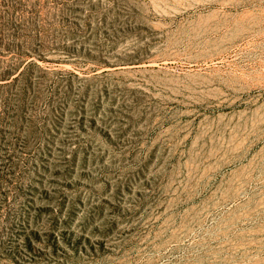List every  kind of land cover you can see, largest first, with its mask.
Wrapping results in <instances>:
<instances>
[{
    "label": "rangeland",
    "instance_id": "obj_1",
    "mask_svg": "<svg viewBox=\"0 0 264 264\" xmlns=\"http://www.w3.org/2000/svg\"><path fill=\"white\" fill-rule=\"evenodd\" d=\"M161 2L0 0V264H264V0Z\"/></svg>",
    "mask_w": 264,
    "mask_h": 264
},
{
    "label": "bare ground",
    "instance_id": "obj_2",
    "mask_svg": "<svg viewBox=\"0 0 264 264\" xmlns=\"http://www.w3.org/2000/svg\"><path fill=\"white\" fill-rule=\"evenodd\" d=\"M252 0H162V6L166 9L167 14L172 16H192L193 20H195L196 24L200 27L212 25H220L226 24L227 20L233 16V13L237 12L238 10L245 8L251 3ZM159 3V2H158ZM163 8V9H164ZM162 9V8H161ZM164 9V10H165ZM247 10V9H246ZM251 10V9H250ZM249 11V10H248ZM247 11V12H248ZM244 12L243 13H247ZM253 12V11H252ZM239 13V12H238ZM242 13V11H241ZM264 13V12H263ZM262 13V14H263ZM237 14V13H236ZM253 14V13H252ZM238 16H242V14H237ZM247 15V14H246ZM244 16V15H243ZM250 16V15H249ZM247 16V18H249ZM255 16V15H254ZM245 17V16H244ZM236 18V17H235ZM246 18V17H245ZM251 18V17H250ZM254 19V17H253ZM192 20V21H193ZM235 20V19H234ZM233 20V21H234ZM240 20V19H239ZM237 20V21H239ZM231 21V20H230ZM229 21V22H230ZM244 21V20H243ZM193 23V22H192ZM233 23V22H231ZM242 23V20L241 22ZM229 24V23H228ZM228 24H226L228 26ZM194 25V24H193ZM218 25V26H219ZM238 25V24H237ZM242 25V24H241ZM224 26V25H223ZM199 27V28H200ZM217 27V26H216ZM215 27V28H216ZM226 27V26H225ZM231 27V26H230ZM197 28V27H196ZM220 28V26H219ZM223 28V27H222ZM193 29V28H192ZM195 29V28H194ZM224 29V28H223ZM212 30V29H211ZM217 30V29H216ZM220 30V29H219ZM218 30V31H219ZM194 31V30H193ZM197 31V30H195ZM199 31H201L199 29ZM204 31V30H203ZM217 31V32H218ZM206 32V31H205ZM240 32V31H239ZM239 36V35H238ZM236 37V35H235ZM201 54V53H200ZM202 55V54H201ZM199 56V55H198ZM219 56V55H218ZM217 56V57H218ZM163 57V56H162ZM166 57V56H164ZM206 57V56H205ZM204 57V58H205ZM211 57V56H210ZM214 57V56H213ZM222 57V56H221ZM192 58V57H191ZM197 58V57H196ZM195 58V59H196ZM202 57H200L201 59ZM156 59V58H155ZM210 59V58H209ZM212 59V58H211ZM220 59V58H219ZM199 59L197 60H187L188 64L193 63V66L189 67L187 70L189 73L185 74H175L174 70L176 69V58H164L161 60H155L150 65L151 67H158L160 71H164L165 73V80L172 85L175 86H183V88L192 90H212L218 89L220 86H224V80L220 78L219 72L220 69H215L216 71L212 73L201 74L199 68ZM202 60V59H201ZM199 60V61H201ZM213 60V59H212ZM211 60V61H212ZM204 61V60H203ZM208 59L206 60L207 63ZM182 62V61H181ZM178 63V62H177ZM185 63V62H184ZM222 63V62H221ZM219 64V63H218ZM213 65V64H212ZM148 67V66H147ZM187 67V66H186ZM205 67V66H204ZM184 68V67H183ZM215 68V66H214ZM220 68V67H219ZM153 70V69H152ZM156 70V69H155ZM158 70V69H157ZM204 70V69H202ZM186 71V70H185ZM213 71V70H212ZM156 72H159L156 71ZM178 72V71H177ZM183 72V71H182ZM202 72V71H201ZM222 73V72H221ZM220 73V74H221ZM222 75V74H221ZM223 76V75H222ZM160 81V80H159ZM167 85V84H166ZM179 88V87H178ZM183 90V89H182ZM218 91V90H217ZM186 92V91H185ZM195 92V91H194ZM190 93V92H188Z\"/></svg>",
    "mask_w": 264,
    "mask_h": 264
}]
</instances>
